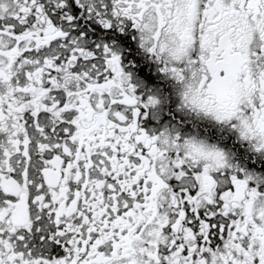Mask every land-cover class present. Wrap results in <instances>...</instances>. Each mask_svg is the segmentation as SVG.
<instances>
[{"label":"snow or ice","instance_id":"1","mask_svg":"<svg viewBox=\"0 0 264 264\" xmlns=\"http://www.w3.org/2000/svg\"><path fill=\"white\" fill-rule=\"evenodd\" d=\"M0 264H264V0H0Z\"/></svg>","mask_w":264,"mask_h":264}]
</instances>
